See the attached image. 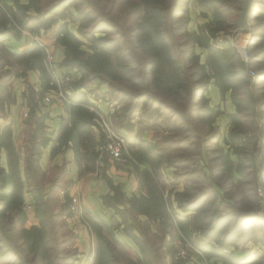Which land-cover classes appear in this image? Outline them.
Here are the masks:
<instances>
[{
  "label": "rangeland",
  "instance_id": "1",
  "mask_svg": "<svg viewBox=\"0 0 264 264\" xmlns=\"http://www.w3.org/2000/svg\"><path fill=\"white\" fill-rule=\"evenodd\" d=\"M56 1L0 0V29L14 34V37H6L5 43L12 39L25 41L21 37L26 35L28 41L36 39L44 44L40 39L42 35L51 34L57 40L58 31L66 36L70 34L64 37L70 40L66 49L63 48L60 65H48L51 73L61 74L76 64L80 74L72 69V83L81 82L85 86L81 92L86 91L95 100L107 101L113 108L110 117L93 110L94 107L89 110L97 116L96 121L109 120L112 130L125 139L124 163L136 160L142 153L155 165L168 164L171 177L162 178H167L169 192L174 188L176 194L186 192L187 200H196L191 208L177 206L176 218L180 221L175 222L174 227L185 236L183 240L187 238L186 231L192 230L194 234L186 239L187 256L182 263L192 254H199L195 249L201 252L207 248L205 253L210 256L221 246L228 254L233 251L245 256L254 262L251 264H264V56L261 53L263 51L264 55V0H254V19L248 21L246 29L237 27L242 0H166L158 4H146L144 0H74L53 20L33 24L32 18L40 16ZM6 6L14 7L16 16ZM162 15L164 23L161 21L159 28L150 30H157L164 41L155 48L157 55H165L173 49L172 57L180 62L176 68L187 86L176 95L162 88L155 89L150 83L156 73L152 62L155 53L138 28V24L157 22ZM96 24L102 30L94 36L97 42L92 43L88 32ZM47 50L49 52V48ZM211 51L215 60L223 59L228 63L230 73H234V69L240 73L241 67L248 72L241 77L232 74L228 88H223L224 93L221 91L223 95L229 94L227 100L220 98L216 104L203 93L194 92L196 87L204 88L214 82L210 71ZM44 54L49 61L46 51ZM0 60L7 62L0 70V114H7V107L14 100L7 82L29 62L13 61L6 56ZM249 60L253 62L251 66L247 64ZM31 70L36 69L27 71ZM50 89H43L41 84L31 87L32 94L24 113L28 115L30 103L41 104ZM147 94L163 102L154 103L151 113L146 111L151 102ZM143 130L152 132L155 142L145 140L143 143L140 137ZM71 199L64 203L70 212ZM21 202V209L31 207ZM21 209H17L19 216H23ZM233 212L242 216L234 227V218L228 221L224 217L207 237L197 229L212 223L218 214ZM179 223L185 226L181 228ZM90 224L92 226V222ZM94 224L100 226L98 222ZM174 227L169 226V229L176 235ZM4 228L0 225V245L6 249L11 247L5 256L8 260L15 258L13 264H72V251L61 247L60 239L44 233L43 249L36 256L24 244L22 231L9 240ZM12 233L9 232V236ZM175 239L176 243L179 238ZM68 240L65 237L64 241ZM153 242L157 244V240ZM174 249L175 244L171 242L167 251L176 261ZM103 255L109 260V250ZM199 258L206 262L203 253ZM100 262L101 259L97 264Z\"/></svg>",
  "mask_w": 264,
  "mask_h": 264
},
{
  "label": "crops",
  "instance_id": "2",
  "mask_svg": "<svg viewBox=\"0 0 264 264\" xmlns=\"http://www.w3.org/2000/svg\"><path fill=\"white\" fill-rule=\"evenodd\" d=\"M21 38H25V41L12 39L5 46L9 51L15 52L31 45L33 39L28 41L26 35ZM40 39L51 52L53 66L58 63L60 65L64 56L62 45L51 34L42 35ZM40 83L38 70L27 71L25 76H15L9 80L7 86L14 100L9 103L7 114H0V133L2 129H6L13 147L11 162L6 147L0 145V225L5 227L4 232L9 240L19 236L22 230L41 228L43 233L60 239L59 243L65 250L72 251V264L98 263L97 234L103 241L102 250H110L112 257L109 258V264H222V257L211 254L208 256L205 253L207 249L201 251L205 263L199 258L202 253L198 249L195 250L199 256L192 254L183 263L174 261L168 253L171 242L174 245L176 237L184 236L174 227L175 222H178L174 194L177 189L173 188L169 192L171 188H167L170 187L167 185V178H162L164 175L171 177V167L168 164H160L155 169L149 159H131V162L118 163L107 154L99 152L94 160L96 169L80 174L75 158V144L65 135V129L70 127L71 105L75 104L49 90L47 99L35 107L34 113L28 117L23 116L28 106V90ZM73 92L81 93L80 90ZM84 93L83 106L88 107V110L94 107L93 110L110 117L113 108L107 101L95 100L86 91ZM228 95L227 92L223 95L214 82L208 84L203 92V96L214 104L220 98L227 100ZM37 122L42 127L36 137L40 146L37 160L31 164L29 156L33 150L32 136ZM90 133L98 145L102 136L99 121L94 120ZM140 137L143 141L155 142L156 139L147 130L141 131ZM81 152L84 150L81 149ZM83 162L85 161L82 160V165ZM11 166L16 173L11 174ZM12 175L14 178H11ZM150 181L158 184L161 199L166 205V222L155 216L154 210L149 209L151 216H148L135 205L136 201L149 197ZM105 196L111 199L112 205L105 204ZM72 197L79 199L81 211L77 215L64 205ZM20 200L31 207L21 209ZM18 208L24 211L23 216H19ZM83 212L96 215L104 224L98 233L92 229ZM169 226L174 227L176 235ZM9 232H13L11 236ZM65 237L69 240L64 241ZM155 240L156 245L153 242ZM13 260L1 258L0 264H13Z\"/></svg>",
  "mask_w": 264,
  "mask_h": 264
},
{
  "label": "trees",
  "instance_id": "3",
  "mask_svg": "<svg viewBox=\"0 0 264 264\" xmlns=\"http://www.w3.org/2000/svg\"><path fill=\"white\" fill-rule=\"evenodd\" d=\"M74 0H58L56 1L54 4H52L50 7H48L47 9L43 10V12L40 14V16L32 18L33 19V24H38L40 23H47L51 20H53L54 17H56L60 10H62L63 8H65L68 4L72 3ZM166 0H144V2L146 4L150 3V2H155L156 4L158 3H163ZM7 9L9 10V12L11 11V13L16 16V12L13 10L14 7L12 6H6ZM19 7V6H18ZM157 9V8H156ZM7 10V11H8ZM13 18V17H12ZM165 16H161V18H159L157 20V22H147L146 24H138V28L139 31L145 36L146 40L145 42L151 45L152 47V51L153 53V65L155 66V75L152 76L150 83L152 84L153 87L156 88H162L161 90L170 93L172 95H176L178 94L182 89H184L187 85L186 83L183 81L182 82V78H181V71L178 70L176 67L180 65V62L176 59H174L172 57V53H174L175 50L171 49L169 50L168 53H166L165 55H157V51L155 50V48L159 45L158 43L163 44L164 41L161 39V36L158 35V31L157 30H153L151 31L150 29H154V28H159L161 21L162 23H164ZM252 19L253 16H252ZM251 19V20H252ZM156 21V20H155ZM102 28L100 27L99 24H96L92 27L91 30H89L88 32V37L89 40L92 43H96L98 39H96L94 36L97 32L101 31ZM105 31V30H104ZM103 31V32H104ZM7 30H5V28L0 29V58H2V56H6L8 59H12L13 61L15 60H20L22 59L25 63L29 62L28 65L24 66L23 70H20L19 72H17V74L15 76H25L27 70L29 69H36L39 71L40 73V84L41 87L43 89H50L52 86H50V82L52 81V73L50 68L48 67V63L45 59V54H44V47H41L40 43L38 42L36 39L32 41L31 46L26 49L23 50L21 52H11L9 51V49L5 46V38L8 36H13L14 34H7ZM18 33H16L15 36H17ZM70 36V34H67V36ZM66 36V34H64V32L62 31H58L57 33V41L63 46V48L65 47L66 49V43L70 40L67 41V38L64 37ZM66 36V37H67ZM72 36V35H71ZM63 40V41H62ZM210 51V48L207 47ZM211 54L209 55V58L212 59V61H210L211 64V72L213 73L212 75V79L214 81V83L219 87V89H221V91H225L223 90V88H228V83L230 81V79L232 77H234V75L232 74H237L240 75V77L242 75L248 74L247 71H245V67H241V71L240 73H237L238 69H234V73H230L229 72V68H228V63L224 62L223 59L222 60H215L214 57V52H210ZM262 56L263 55V51L261 52ZM66 57H65V64L68 62L67 60V54L65 53ZM235 55V54H234ZM233 57V55H232ZM7 62H2L0 60V70L5 67L7 64ZM13 63V62H12ZM248 66H251V64H253L252 60L247 61ZM61 67V66H60ZM71 69H67V70H72L75 69V73L76 74H80L78 72V66L76 64H72ZM80 67V66H79ZM65 68V67H64ZM157 70V71H156ZM243 72V73H242ZM181 78V79H180ZM210 78L208 77L204 83L208 84ZM223 82H226L223 83ZM74 83V82H73ZM73 83L71 82L73 88H75V90H82L85 86L81 83V82H75L74 86ZM186 85V86H185ZM206 87V85H205ZM205 87L198 89L197 87L194 89L195 93H203L205 91ZM73 88H72V93L67 96L68 101L74 103L75 105H71V116L69 118V129H65L66 133V138L70 139L72 141L73 144H75V158L77 160V165H78V172L84 173L85 171H94L96 169L95 165H94V160H96L97 155L99 154V151L97 150V143L95 140H93L92 135L90 133V129H91V125L94 123V120H96L97 116L95 115V113L89 111L87 108H84V106L82 104H84V100H85V91L81 92L79 94L74 93L73 92ZM200 92H197L199 91ZM224 93V92H223ZM32 94V90L30 87V90H28L27 92V97L29 98L30 95ZM145 95V94H143ZM148 96V100H151L150 104L146 107V111H149L150 113L154 110L153 105L154 103H163L161 100L159 101H155L153 100L154 98L151 96V94H147ZM39 103L37 102L38 106ZM35 104L30 103L29 104V112L27 117L30 114L34 113V109H35ZM158 109V108H156ZM42 127H41V123L37 122L36 123V127H35V131L33 133L32 139H33V150L31 155L29 156V163H33L37 160V151L39 149L40 146V142H37L36 137L39 135L40 131H41ZM102 134H103V130H102ZM102 138V136H101ZM0 145H4L8 151V158L9 161L12 162V158H13V147H12V143L10 140V137L6 134V129H2V132L0 133ZM144 143V141H143ZM141 148V146H140ZM81 149L84 150V152H81ZM142 155V156H141ZM142 159H147L146 157H144V155L142 153H139V158H137V160H142ZM82 160L85 161V163L83 162L84 165H82ZM161 162V161H160ZM153 164V163H152ZM155 165V164H153ZM160 165V164H159ZM34 166V165H33ZM155 169L159 168L158 165L154 166ZM11 174L12 173H16L14 168L10 169ZM156 173H158V171H156ZM11 178H14V175L11 176ZM149 179H151L150 177H148ZM152 180V179H151ZM148 181V180H147ZM148 192H149V197H145L143 198L141 201L138 200L135 202V205L139 206L140 210L145 211V213L148 216H151L149 209H152L155 211V216L159 217L160 220H163L166 222L165 220V210H166V205L163 202V199H161V194L158 188V184H154L152 181H150L148 183ZM115 191H117V189H115ZM186 192H180V193H175V201L178 207L180 208H191L192 203H196V200H187L186 198ZM16 198V197H15ZM22 201V200H20ZM104 202L107 205H112L113 203L111 202V199H109V197L105 196L104 198ZM83 214L87 217L89 223L92 222V227L93 229L96 231V233H98V231L103 227V223L98 219V217L96 215L90 214L88 212H83ZM225 218L228 219V221H230V219L234 218V223L232 225V227L236 226V221L237 219L242 218L241 214H237L236 212H233L232 214H218V216L214 219V221L211 223L209 222L206 226L204 227H200V229L197 227V229L202 232L203 237L204 236H208L207 233L213 229H215L216 227H218L222 222V220ZM162 218V219H161ZM178 221H180L179 218H176ZM94 222H98L100 226H102L100 228V226L95 227ZM181 228H183L185 226V223H179ZM35 233V236H33V234ZM191 233H193L192 230H188L186 231V235L187 237H189L191 235ZM43 231L41 228L38 227H34V228H30L28 230H22V235L25 238V245L29 248L32 249L33 253L38 256L41 253L42 248V242H43ZM43 237V239H42ZM97 242L99 245V249L97 250V258L98 261L99 259H101V262L99 264H109V260H105L104 259V250H102V245H103V241L102 239L99 237V235L97 234ZM35 244V245H34ZM195 244L197 245V243L195 242ZM208 245V244H207ZM198 246V245H197ZM11 247H9V249H6V246H2L0 245V260L1 258L6 259L5 254H7L11 249ZM101 248V249H100ZM4 249V250H3ZM207 249V248H204ZM110 251V250H109ZM214 251V255L216 256H221L223 259L222 264H251L254 263L250 260H248L247 258L241 257V255H237L236 253L234 254L233 251H231V254H228V250H226L225 247H221L218 246L216 247ZM211 254V253H210ZM111 254H109V258L111 259ZM247 261V262H246ZM178 263H182L181 261H179Z\"/></svg>",
  "mask_w": 264,
  "mask_h": 264
},
{
  "label": "built area",
  "instance_id": "4",
  "mask_svg": "<svg viewBox=\"0 0 264 264\" xmlns=\"http://www.w3.org/2000/svg\"><path fill=\"white\" fill-rule=\"evenodd\" d=\"M40 45L41 47H44L46 51V56L49 60L47 62L50 66H53L51 52H48V48L44 44L40 43ZM73 74V70L63 71L61 74L53 72L52 81L50 82V86H52V89L50 90H52L54 94L56 93L58 96L63 97L68 101L67 96L71 94V82L73 80ZM49 92L50 91L45 92V99H47V94ZM24 116L26 117L27 113H24ZM100 124L102 126L103 134L101 142L97 146V150L101 153H106L111 159L118 163H124L126 160L124 153L125 139L120 134H117L112 130L109 125V121L102 120ZM70 210L74 213H79L81 211L78 197H72ZM186 241V239L183 240L182 238H179L175 243V254L173 258L177 262L185 259L187 256V246L185 243Z\"/></svg>",
  "mask_w": 264,
  "mask_h": 264
},
{
  "label": "water",
  "instance_id": "5",
  "mask_svg": "<svg viewBox=\"0 0 264 264\" xmlns=\"http://www.w3.org/2000/svg\"><path fill=\"white\" fill-rule=\"evenodd\" d=\"M254 0H242L241 12L237 20V27L246 29L248 21L252 19Z\"/></svg>",
  "mask_w": 264,
  "mask_h": 264
}]
</instances>
